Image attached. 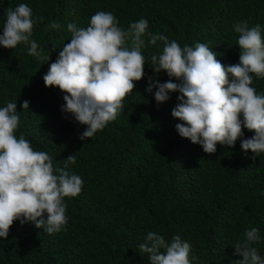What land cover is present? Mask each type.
Wrapping results in <instances>:
<instances>
[{
    "label": "trees",
    "instance_id": "16d2710c",
    "mask_svg": "<svg viewBox=\"0 0 264 264\" xmlns=\"http://www.w3.org/2000/svg\"><path fill=\"white\" fill-rule=\"evenodd\" d=\"M27 4L37 23L33 36L49 55L37 60L27 47L0 46V108L16 102L21 134L34 150L53 157L54 167L79 175L81 193L66 198L67 224L49 235L29 222L15 221L7 238H0V264H149L140 252L148 232L171 241L174 235L191 244L192 264H235L234 245L245 229H259L254 245L264 258V154L253 159L233 147L217 144L208 155L199 145L180 137L171 115L179 93L157 105L148 93L149 78L169 77L145 64L124 109L93 138L81 141L86 126L62 113L63 93L46 88L43 77L62 47L70 42L69 22L87 27L97 11L112 13L124 30L141 18L148 31L176 40L181 47L206 43L225 66L239 63L238 34L233 25L260 24L264 36V0H0V35L6 10ZM56 21L58 29L48 28ZM163 44L142 49L146 63ZM175 83L179 81L173 80ZM253 87L264 94V79L253 76ZM23 101L29 102L22 110ZM253 133L244 130L242 139ZM75 155L76 163L64 168Z\"/></svg>",
    "mask_w": 264,
    "mask_h": 264
},
{
    "label": "clouds",
    "instance_id": "9594fccd",
    "mask_svg": "<svg viewBox=\"0 0 264 264\" xmlns=\"http://www.w3.org/2000/svg\"><path fill=\"white\" fill-rule=\"evenodd\" d=\"M5 16L0 46L11 50L24 45L29 56L48 62L49 55L32 39L34 26L43 17L33 18L32 9L24 3L8 8ZM59 27L56 21L48 25L53 30ZM148 29V21L141 18L124 30L105 11L92 15L87 27L67 24L70 42L49 65L43 82L46 88L63 93L61 112L86 126L79 139L93 138L122 114L125 98L133 93L148 64L154 73L163 71L169 77L164 83L149 78L146 91L156 89L157 105L166 102L170 93H179L171 115L182 121L176 125L180 137L208 155L216 152L217 144L233 147L238 139L242 151H251L253 159L264 154V94L252 86L253 76L264 79L261 25L249 27L247 21L233 25L239 63L229 66L206 43L181 47L176 40ZM157 41L162 42V51L146 63L142 49ZM16 107V102H8L0 108V238H7L15 221L31 222L49 235L59 233L67 224L65 199L77 197L84 182L77 174L55 168L53 157L34 150L23 134L16 136L20 123ZM28 107L29 102L23 101L22 110ZM245 129L253 133L251 138L242 139ZM75 163V155H70L64 168ZM260 242L259 229L246 228L244 238L233 247L234 255L242 257L235 264H264L254 246ZM138 247L147 254L149 264H192L197 259L190 256L191 244L179 235L169 242L161 234L148 232Z\"/></svg>",
    "mask_w": 264,
    "mask_h": 264
}]
</instances>
